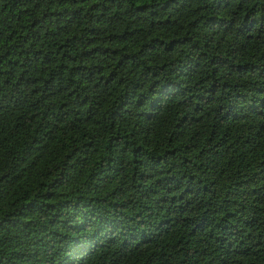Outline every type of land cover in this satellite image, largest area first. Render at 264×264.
I'll list each match as a JSON object with an SVG mask.
<instances>
[{"label": "trees", "instance_id": "16d2710c", "mask_svg": "<svg viewBox=\"0 0 264 264\" xmlns=\"http://www.w3.org/2000/svg\"><path fill=\"white\" fill-rule=\"evenodd\" d=\"M0 264H264V0H0Z\"/></svg>", "mask_w": 264, "mask_h": 264}]
</instances>
